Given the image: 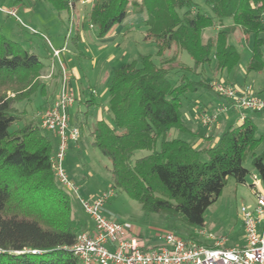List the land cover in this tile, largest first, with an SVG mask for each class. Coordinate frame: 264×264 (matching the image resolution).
<instances>
[{"label":"trees","instance_id":"obj_1","mask_svg":"<svg viewBox=\"0 0 264 264\" xmlns=\"http://www.w3.org/2000/svg\"><path fill=\"white\" fill-rule=\"evenodd\" d=\"M43 1L71 13L68 0ZM204 2L210 15L194 0H94L89 13L99 39L128 21L145 25L144 41L154 44L160 60L140 54L113 71L107 86L112 124L96 122L90 133L92 147L111 162L116 190L144 212L176 216L192 229L204 227L207 209L230 178L247 183L251 172L244 162L249 155L264 188V150L255 154L262 137L251 115L228 127L215 145L211 137L202 148L170 138L172 130L188 132L182 98L199 89L212 90L205 76L212 59L218 74L238 66L241 55L229 43L231 35L254 37L247 72L264 71V0ZM225 20L231 25H224ZM216 27L206 38L205 32ZM182 52L192 66L180 61ZM43 68L38 55L0 29V264H80L69 248L84 224L74 216L71 197L52 170V135L34 122L11 131L20 120L16 104L38 89L47 94L38 80ZM173 74L178 75L174 83ZM85 106L77 123L80 129L96 106L92 94ZM138 151L146 154L135 159ZM188 239L196 240L192 235Z\"/></svg>","mask_w":264,"mask_h":264},{"label":"rangeland","instance_id":"obj_2","mask_svg":"<svg viewBox=\"0 0 264 264\" xmlns=\"http://www.w3.org/2000/svg\"><path fill=\"white\" fill-rule=\"evenodd\" d=\"M194 2L197 7L200 8L201 12L209 15L211 14V11L206 6L204 0H194ZM93 3L78 5L73 11V15L72 11L71 13L69 11L59 12L51 3L43 0H0L1 7H4L5 9L16 8L18 10V17L27 27H23L15 18L0 11V29L2 30V25H5L10 29H14L15 33L23 34V39L17 38V35H13L12 38L10 36L7 37L19 42V44L25 48L29 47L26 44L25 39H33L34 46H32V48L41 60L43 59L42 63L44 65L38 80L41 82V86L45 85L44 89L47 92V99L44 98L43 94L39 92L38 89L36 92V98H31L35 94L34 93L30 98L16 104L18 110L17 115L20 117V120L13 125L11 131H15L29 122L41 124L42 115L56 100V95L58 94L57 83H59L58 76L52 77L50 81L48 79V86L45 83L46 81L41 78L50 72V67L54 63L52 58H49L51 52L45 38L50 39L55 47L62 46L64 42L68 40V49L64 55L70 56V66H76L80 75L78 78L75 77L72 81L74 82L72 83V87L76 97L73 114L77 113L79 118L83 119L81 114L86 111L85 103L91 98L93 90V99L98 107H95L90 111L87 122L83 124L81 128V139L77 143V145H80L81 149L79 153L75 152L76 155H74L75 160L78 161L75 164L81 166V170L83 171L85 178L88 180L86 185L79 188L80 195L84 196L83 192L85 190L91 194H97V196L104 191H112L114 195L107 201V205H105V209L113 213L110 214V217L119 222L128 221L132 223L133 228H137L140 232H143L145 242L148 244L160 242L168 232H173L185 239H188L189 236L192 235L196 238V240L191 239L192 241L201 240L205 244L213 242L209 238H204L200 234V230L204 231L205 236L212 235L215 240L224 238L227 246L241 244L242 241H240V239L244 234V230L240 216V209L244 205H253L255 203V197L249 188L250 176L247 178L246 184L236 183L233 178H230L221 197L207 209L204 216V227L196 228L198 230L182 225L176 216L149 214L144 212L139 203L128 197L126 193L116 190L113 187L110 171L112 168L111 162L103 156L98 149L92 147V137L90 135L94 129L98 116H103L104 119H107L108 122L111 123L112 116L110 112H107V108L109 109V96L108 89L106 88L107 81L108 79H111L110 77L115 69L119 68L124 63L137 59L140 54L153 55L156 63H159L160 60L155 55L156 47L154 44L144 41L147 29L145 25H136L128 21L126 24L121 25L120 28H118L119 26L117 27V33L113 31L109 35L108 38L110 40H108V38L105 39L107 41L99 39L97 28L95 26L93 28L90 27L91 22L89 20V13ZM224 25H231V21L225 20ZM76 29L82 30L85 38L87 36V44L84 43L82 46L80 44L77 46L74 45L73 38ZM216 30L217 27L215 29L207 30L205 32V37L207 38L213 35ZM2 31L7 35L5 30ZM32 31L38 34H35ZM68 34L70 37H68ZM36 35H41L42 38ZM253 41V36L247 40L243 38L240 33H235L229 37V43L233 44L239 50L241 59L238 66L232 70L229 76L230 78H226L227 80L225 82L244 91H252L257 97L264 101V71L261 73L247 72V66L252 55ZM103 42L105 48H103L102 51H98L97 47ZM87 47L88 49L90 48L89 51H86ZM95 56L99 58L98 65L96 68H92L91 60H93ZM179 59L182 63L188 66L193 65L192 59L184 52L180 54ZM55 64L58 68L57 61ZM56 73V75L59 74V69H57ZM105 73L107 74L105 75ZM190 76L198 79L192 74H190ZM205 76L211 85L220 82V75L216 72V62L214 59H212L210 65L205 67ZM177 78L178 75L173 74L171 76V81L174 83ZM213 92L217 95L214 90ZM9 95L15 96L14 93H9ZM189 96L190 98L195 97L196 94L189 93L188 97ZM206 98L207 97L204 98V96H201L203 102ZM210 98L211 100L215 99L214 95H210ZM207 102L209 103V100ZM184 106L186 107V104H184ZM79 108L80 114L76 112ZM205 113L210 112L198 111L199 115ZM216 113L217 112L211 114ZM263 119V116H258L257 133L259 136H262L261 144L256 150L259 152L264 150ZM172 132L177 131L172 130L171 133ZM206 132L208 131L206 130ZM54 142L53 144H55ZM70 149L67 154L71 152ZM145 154V151H138L134 158L142 157ZM250 156L251 155H249L244 162V166L249 170L253 168ZM65 167L67 169L66 161ZM68 193L71 197L74 209L78 203L77 197L69 191ZM79 215V221L82 223L90 220V217L84 212V210L80 211Z\"/></svg>","mask_w":264,"mask_h":264},{"label":"built area","instance_id":"obj_3","mask_svg":"<svg viewBox=\"0 0 264 264\" xmlns=\"http://www.w3.org/2000/svg\"><path fill=\"white\" fill-rule=\"evenodd\" d=\"M72 14L78 5L93 3L94 0H68ZM0 11L15 18L23 27L26 25L18 17L16 8ZM72 18V17H71ZM91 28L94 25H90ZM27 28V27H26ZM35 33L34 31H32ZM38 34V33H35ZM70 34V32H69ZM68 34V37L70 35ZM50 49L53 65L50 72L41 78L50 80L59 69L61 80L59 92L54 103L44 112L41 127L55 139V149L50 158L54 175L59 185L76 195L84 212L94 224V231H82L69 249L78 258L80 264H264V190L260 187L259 175L251 177L249 188L255 197L253 205H244L240 209L243 223V245L227 246L224 238L215 240L211 245L185 239L173 232L164 235L157 247H146L134 234L132 223L116 221L104 213L107 201L114 195L104 191L93 201L83 199L79 187L70 178L65 167L67 152L72 144L79 142L81 129L71 123L70 109L76 103L69 72L64 62L67 45L55 47L45 38ZM57 61L58 68L55 64ZM213 90L222 98L233 102L237 109L264 112V101L255 94L247 93L222 81L212 84ZM220 113H205L200 116V124L207 130H213L219 124ZM242 120L244 117L241 118ZM200 234L205 235L204 232Z\"/></svg>","mask_w":264,"mask_h":264},{"label":"crops","instance_id":"obj_4","mask_svg":"<svg viewBox=\"0 0 264 264\" xmlns=\"http://www.w3.org/2000/svg\"><path fill=\"white\" fill-rule=\"evenodd\" d=\"M77 27V26H75ZM121 26H119L118 28H120ZM117 27H115V29L113 31H115V33H117ZM2 30H5L6 33H7V36H10L11 38L13 37V35H17V38H24L21 34V33H15L14 29H10L8 27H6L5 25H2ZM78 30V29H77ZM112 31V32H113ZM76 32V31H75ZM79 35H80V45L82 46L84 43H86L87 41V36L86 38L84 37V32L82 30L79 31ZM86 35H87V32H86ZM92 35V34H91ZM38 37H41V35H36ZM9 37V38H10ZM109 35L105 38H102L101 40H105L106 38H108ZM260 37L264 39V32L260 34ZM10 38V39H11ZM114 38V37H113ZM111 38V39H113ZM67 39V38H66ZM17 40V39H16ZM108 40H110L108 38ZM26 41V44L29 46L28 48L34 52L36 55L37 53L34 51V49L32 48L33 45V39H28L26 38L25 39ZM68 40H66L64 42V44H68L67 42ZM107 41V40H105ZM104 41V42H105ZM104 42L102 44H99V47H97L98 51H102L103 48H105L104 46ZM60 44V42H59ZM58 44V45H59ZM63 44V45H64ZM87 44V43H86ZM62 45V46H63ZM62 46H58L59 48L62 47ZM68 47V45H67ZM90 48L86 49V51H89ZM239 51V50H238ZM240 53V52H239ZM51 55V54H50ZM50 59L52 58V56L49 57ZM98 57H94L93 60H91V65H92V68H96L97 65H98V60L99 58L97 59ZM86 61V60H84ZM90 61V60H89ZM107 61L109 62V60L107 59ZM42 62H43V59H42ZM64 62H65V65L67 67V70L69 72V76H70V80H71V85L73 81V79L78 78L80 75H79V72H78V68L76 66H70V62H71V59H70V56H66L64 55ZM84 63V62H83ZM232 72V71H231ZM231 72H222L220 73V82L222 81H226L227 79H229L230 77V74ZM49 73V72H48ZM107 73H105L106 75ZM227 75V76H226ZM55 76H58L59 77V83H57V93L59 92V87H60V80H61V75H60V72L58 75H55ZM54 76V77H55ZM108 76V75H107ZM106 76V78H107ZM111 78V77H110ZM227 78V79H226ZM44 81H46V85L48 86L49 83L47 82L48 80L46 79H43ZM43 81V82H44ZM50 81V80H49ZM110 79H108L107 81V85H106V88L108 86V83H109ZM45 86V85H43ZM73 86V85H72ZM254 89V88H253ZM242 90V89H241ZM46 91V90H45ZM108 91V90H107ZM244 91V90H243ZM39 92H40V89H39ZM38 92V93H39ZM247 92V91H246ZM47 93V92H46ZM93 93H94V90H93ZM91 93V94H93ZM247 93H250V94H254V92H247ZM196 96L195 97H191L190 96L188 97V94L182 98V113H183V117H184V122H185V126L188 130L187 133H181V132H172L170 134V138H178V139H182L184 141H187L191 144H194V146L196 148H202L206 145V138H209L211 137L213 139V142L212 144L215 145L220 136L222 135V133L230 126H236V125H240L242 123V117H246L248 115H251L253 117V120L255 122V124L257 125V121H258V116H263L264 118V112H252V111H248V110H241V109H237L233 102L229 101V100H226L224 98H222L221 96H219L218 94H214L213 92V89L212 90H206V89H199L198 92L195 93ZM58 95V94H57ZM56 95V97H57ZM210 95H214L215 99L214 100H211L210 98ZM37 96V93H35L31 98H36ZM45 99H47L46 95H43ZM109 96V94H108ZM201 96L204 98L207 97V98H210V99H204V102L203 100L201 99ZM43 98V99H44ZM89 100V99H88ZM87 100V101H88ZM209 100V103L207 102ZM109 101V100H108ZM186 101V103H185ZM48 102V101H47ZM208 103V104H207ZM52 104V103H51ZM50 104V105H51ZM184 104H186V107L184 106ZM96 108H98L97 106H95ZM226 107L227 108V111L226 112H223L220 114V121H219V124L216 126V128H214L213 130H207L205 129L204 127L201 126L200 124V116L198 114V111L200 110V112H210V113H214V112H217V113H220L221 110ZM73 109H74V106L70 109V118H71V123L72 124H75L77 125V123L79 122L80 118H79V115L77 113H74L73 114ZM202 110V111H201ZM79 114H80V108L77 109V111ZM107 112L109 113V109L107 108ZM102 114V113H101ZM82 115V114H81ZM99 120H105L108 122L107 119H104L103 116H98V119L97 121ZM96 121V122H97ZM264 121V119H263ZM109 123V122H108ZM112 124V123H110ZM78 126V125H77ZM258 126V125H257ZM206 130L208 132H206ZM206 132V133H205ZM258 134V133H257ZM259 136V135H258ZM53 137V136H52ZM259 137H262V136H259ZM54 139V143H56V139L53 137ZM81 139V138H80ZM80 141V140H79ZM72 147V148H71ZM71 152L67 154V172L70 176V178L72 179V181L79 187H83V185H86L87 184V179L85 178L84 176V173L83 171L81 170V166L79 164H75L76 161L75 160V157L74 155L75 152L76 153H79L80 152V145L77 143L76 144H72L71 145ZM69 151V150H68ZM262 151H255V154H260ZM251 157V156H250ZM251 160H252V157H251ZM249 170V169H248ZM250 172H252L251 174V177L253 175H258L254 169V167L252 169L249 170ZM251 177H250V180H251ZM230 180V179H229ZM260 187L262 190H264L262 184H261V180H260ZM84 197L83 195L81 196L83 199L87 200V201H93L97 194H91L89 192H87L86 190L83 192ZM88 198V199H87ZM107 205V204H106ZM78 206V207H77ZM77 206L74 207V216L79 219V214H80V211H83V208L82 206L80 205L79 201L77 203ZM104 213L105 215H107L108 217H110L111 215L110 214H113L111 213L110 211H107L105 208H104ZM111 218V217H110ZM84 224V230L85 231H88V232H93L94 231V224L92 222V220H88L87 222L83 223ZM195 230H198V229H195ZM134 234L136 237L139 238V240L146 246V247H157L158 245H160L161 241L160 242H156V243H153V244H148L147 242H145V237H144V234L143 232H140V230H138L137 228H134ZM196 232V231H195ZM200 232H204L203 230H200ZM143 235V236H142ZM202 235V234H201ZM204 238H207L205 235H202ZM201 236V237H202ZM144 237V238H143ZM200 243H204L202 242L201 240H198ZM240 241H242L241 244L239 245H243L245 243V239H244V234L242 236V238L240 239ZM205 244V243H204ZM212 242L208 243V245H211ZM227 245V244H226ZM235 246V245H234Z\"/></svg>","mask_w":264,"mask_h":264}]
</instances>
